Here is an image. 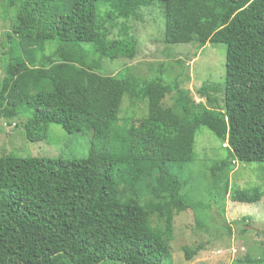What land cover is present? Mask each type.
<instances>
[{
	"label": "trees",
	"instance_id": "16d2710c",
	"mask_svg": "<svg viewBox=\"0 0 264 264\" xmlns=\"http://www.w3.org/2000/svg\"><path fill=\"white\" fill-rule=\"evenodd\" d=\"M153 1L163 9L165 43L226 45L224 81H204L199 100L161 73L139 80L117 76L129 66L98 72L104 59L135 57L140 40L129 23ZM0 10L11 21L4 125L29 141L45 138L51 124L92 130L81 158L0 154V264H172L174 210L191 205L171 167L194 158L198 129L227 150L210 167L223 194L236 161L264 163V0H2ZM48 41L56 42L51 53ZM262 195L253 187L232 198ZM201 247H184L185 258Z\"/></svg>",
	"mask_w": 264,
	"mask_h": 264
},
{
	"label": "rangeland",
	"instance_id": "374dc122",
	"mask_svg": "<svg viewBox=\"0 0 264 264\" xmlns=\"http://www.w3.org/2000/svg\"><path fill=\"white\" fill-rule=\"evenodd\" d=\"M142 8L147 11L142 14L143 18L129 23L131 31L140 40L135 57L118 59L113 63L104 59L102 64L107 70L102 67L98 72L115 74L123 70L124 66H129L128 72L124 70L117 76L139 80L150 79L161 73L167 82L178 78L180 85L190 89L195 98V90L204 81L223 83L226 57L224 43H207L202 47L193 41L167 44L163 40L164 13L159 2L153 1ZM10 27L11 21L0 17V80L7 50L6 31ZM55 46V41H48L46 53H51ZM164 103L171 104L172 98L167 96ZM127 108L129 102L125 100L123 109ZM120 114V123L127 124L129 121L124 119L126 114ZM91 137L92 130L87 126L80 131L67 133L60 125L51 124L45 138L29 141L22 128L13 131L0 118V154L81 158L89 153ZM226 155L227 150L221 141L209 128L201 126L195 138L194 158L182 167H171L186 181L181 194L191 205L180 212L174 210L173 238L169 242L172 264H264V163L236 161L228 178L229 188L223 194L222 182L213 188L210 167ZM253 187H258L263 193L259 201L233 200L236 189L248 190ZM197 213L201 214L204 221L198 219ZM209 213H214L217 220L214 221ZM225 222L231 227L229 235L224 229ZM240 228H244V231H240ZM199 244L202 246L200 250L187 260L184 247L194 248Z\"/></svg>",
	"mask_w": 264,
	"mask_h": 264
}]
</instances>
